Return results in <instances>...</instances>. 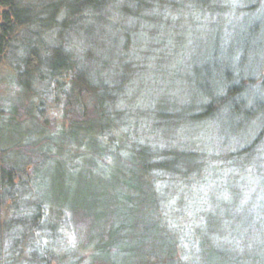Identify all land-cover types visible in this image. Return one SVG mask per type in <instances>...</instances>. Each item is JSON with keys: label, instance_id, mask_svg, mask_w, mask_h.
Returning a JSON list of instances; mask_svg holds the SVG:
<instances>
[{"label": "trees", "instance_id": "obj_1", "mask_svg": "<svg viewBox=\"0 0 264 264\" xmlns=\"http://www.w3.org/2000/svg\"><path fill=\"white\" fill-rule=\"evenodd\" d=\"M131 1L136 7L135 13H125L124 23L112 24L113 17L104 13L106 0H0V55L12 54L15 58L16 52L15 61H24V71L19 70L18 74L29 78L35 76L32 72H38V78L48 84L46 88L57 81L58 91L66 87L60 80L73 77L69 99L70 107L77 111L63 132L61 142L64 137L80 139L84 152L99 153L103 162L111 158L116 162L115 190L96 194V200L103 202L101 209L91 211L88 206L82 207L81 212L91 220V238H95L97 258L107 264H264V239L255 241L245 237L240 243L227 242L219 236L221 223L216 217H206L209 220L206 226L196 229L194 257L191 261L182 260L178 255L180 241L164 227L158 215L160 200L156 181L165 175L186 179L205 172L210 163L208 156L192 149L153 148L140 141L137 130L131 127L121 134H109L120 119L124 125L127 121L120 116L119 108L123 106L124 79L137 76L136 69L128 74L130 65L127 63L131 45H134L132 35L141 29L142 16H146L149 23L156 21V25L170 27L163 11L169 6L167 2L170 8L177 7L174 0ZM230 1L190 0L191 12L195 13H179L186 14L191 24L183 26L178 21L177 25L202 31L192 37L198 49V62H192L191 74L189 72L186 81L178 85L181 96L163 92L151 97L154 109L149 111V118H143L144 128L153 133L163 126L188 125L189 122L202 125L216 120L223 128L221 134L252 136L231 149L222 147L218 153H212L225 164L216 169H248L264 174V0H236L232 1L234 7L228 8ZM154 7L161 13L139 12L141 9L152 11ZM67 28H75L86 44L82 47L85 51L82 66L72 49H62L64 36L60 39L52 34ZM20 29H23L21 33H17ZM177 36L173 44L181 45L183 38L180 34ZM98 37L115 42L100 50L102 44L98 49L95 47L100 42ZM168 38L162 35L150 40L156 46ZM45 45L54 47L51 51ZM110 62L113 67L120 66V71L112 75L113 82L106 80L108 74L100 70V66L107 67ZM41 63L45 67L39 70ZM140 69L139 66L137 70ZM19 82L24 90H31L28 80ZM101 143L105 145L101 147ZM120 157H124L125 162H121ZM7 171L15 174L14 168L0 160V188ZM11 176L6 178L9 183L14 178ZM35 206L37 211L41 209L39 201ZM70 208L75 213L81 211L77 207ZM34 217L38 218L36 214Z\"/></svg>", "mask_w": 264, "mask_h": 264}, {"label": "rangeland", "instance_id": "obj_2", "mask_svg": "<svg viewBox=\"0 0 264 264\" xmlns=\"http://www.w3.org/2000/svg\"><path fill=\"white\" fill-rule=\"evenodd\" d=\"M232 1L236 0H231L228 8L234 7ZM132 2L106 0L104 13L113 17L112 24L115 21L124 23L125 13H135L136 7ZM174 2L177 9L170 8V2H167L169 6L163 11L167 14L166 20L171 23L170 27L161 23L156 25V21L149 23L143 15L145 20L142 16L141 29L132 35L134 45L129 47L132 50L127 63L130 68L127 70L129 74L130 70L136 69L137 76L124 79L123 106L119 108L120 116L126 117L127 121L124 125L120 119L109 134H121L131 127L137 130L140 141L149 143L153 148L192 149L203 151L208 156L210 163L205 172L192 174L186 179L165 175L156 181L160 200L158 215L164 227L180 241L178 255L184 261H191L196 249V229L204 228L209 218L216 217V221L221 223L222 233L220 231L219 236L227 242L240 243L245 237H252L255 241L264 239V174L248 169H216L220 164H225L213 155L215 152L218 153L222 147L231 149L252 137H247L245 133L221 134L223 128L216 120L202 125L189 122L188 125L163 126L153 130V133L145 130L143 118H149V111L154 109L151 97L163 95V92L181 96L178 85L186 81L189 72L191 74L190 68L198 62V49H195L192 37L202 31L177 25L178 21L183 26L191 24L186 14L179 13L195 12H191L190 0ZM159 11L158 7H154L152 11L141 9L139 12L161 13ZM108 30L115 32L112 27H108ZM186 30L188 32H183ZM59 32L52 34L60 39L64 36L62 49H72L79 66H82L85 53L82 47L86 44L82 43L80 33L75 28ZM179 34L183 38L181 45H175L173 41ZM162 35L169 37V41L154 46L150 39ZM101 38H97L100 42L95 46L97 48L102 44L100 50L115 42ZM120 43L125 41L121 40ZM46 47L52 51L54 46ZM14 53L15 58L12 54L8 57L0 55V160L14 168L15 172L14 175L10 171L5 174V180L7 176L14 177L10 183L8 180V184L5 180L1 181L0 264H107L104 259L97 258L95 238H91V220L81 212L82 207L88 206L91 211L101 209L103 202L96 200V194L115 190L113 175L116 162L113 158L103 162V156L99 153L93 154L90 150L84 152L80 139L64 137L61 142L63 132L77 111L70 107L69 99L73 77L70 75L60 80L66 85L65 92L64 88L57 90V81L46 88L48 84L45 85L46 82L38 78V72H32L31 75L35 76L31 78H22L20 72L18 74L19 70L24 71V61H15L18 57ZM136 66L138 69L140 66V71ZM39 67L41 70L45 65L41 63ZM100 67L102 73L108 74L106 80L112 82V75L120 71V66L113 67L112 62L107 67ZM22 79L26 81L24 83L28 80L27 85L31 90L39 93L36 95L31 90H24L19 82ZM99 145L102 147L105 144ZM120 161L123 162L124 157H120ZM38 201L41 205L39 211L34 209ZM70 207H77L81 211L75 213ZM35 214L37 219L33 218Z\"/></svg>", "mask_w": 264, "mask_h": 264}]
</instances>
